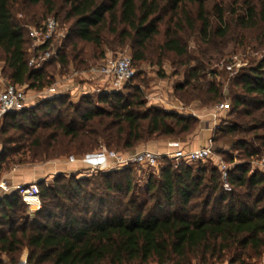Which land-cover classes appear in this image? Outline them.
Here are the masks:
<instances>
[{
  "label": "trees",
  "instance_id": "obj_1",
  "mask_svg": "<svg viewBox=\"0 0 264 264\" xmlns=\"http://www.w3.org/2000/svg\"><path fill=\"white\" fill-rule=\"evenodd\" d=\"M230 1L67 0L64 19L72 23V37L80 42L101 47L109 35L120 47L129 45L134 64H152L151 52L159 54V65L166 54L188 58L180 64L188 68L186 80L176 91L181 100L187 96L192 101L204 87L205 58L220 53L233 31H260L264 46V0ZM38 6L47 8L48 14H60L52 0H0V61L11 84L43 91L52 83L43 68L30 67L27 38H31L16 18L19 13L33 14L32 8ZM196 32L202 45L200 59L190 55L186 37ZM63 51L59 49L52 61L65 67L68 56ZM232 84L241 93L233 95L231 112L245 121L223 124L213 144L229 138L224 144L235 151H220L224 162L232 164L241 156L244 164L228 169L226 181L216 164L185 163L176 168L164 159L159 179L148 182L147 200L139 202L130 166L100 173L96 184L90 178L60 174L51 184H37L42 209L35 214L27 211L16 192L0 199V264H21L25 255L27 264H213L226 257L230 264H253L249 262L262 258L264 171H252L250 165L251 160L264 159V56ZM207 87V94H214L212 101L222 98L217 85ZM94 100L82 96L73 103L68 96H55L44 101L41 118L36 116L39 108L5 116L0 174L11 158L26 153L33 163L73 154L86 157L102 147L128 154L145 143L192 130L186 117L146 109L140 88L131 98L115 92ZM120 174L125 177L115 179ZM120 193L123 197H113ZM177 203L179 210L158 214L163 206L172 209Z\"/></svg>",
  "mask_w": 264,
  "mask_h": 264
},
{
  "label": "rangeland",
  "instance_id": "obj_2",
  "mask_svg": "<svg viewBox=\"0 0 264 264\" xmlns=\"http://www.w3.org/2000/svg\"><path fill=\"white\" fill-rule=\"evenodd\" d=\"M56 6V9L60 13L56 15L54 13L47 12V8L42 6L33 7L31 12L33 14H17V21L23 25L28 33L30 28H33L39 21H48L49 19H55L58 23V29L54 40L52 41V46L55 51L59 49H64V53L68 56V63L65 67L61 63L55 61L47 62L46 65H43V69L48 75V81L52 84L47 86L43 91L29 90L27 86L19 87V90L26 97V109L32 110L39 108L40 110L36 112V116L41 118V116L46 112V108L42 107L44 101L50 100L53 97H49L46 93L51 87L56 86L61 95L68 96L73 103H78L80 101V93L74 94L75 90L79 89L80 91L88 92V95L94 98L97 102V98L100 95L107 93H121L125 97L131 98L136 88H140L144 93V99L147 102L146 109L148 108H160L164 111L174 112L180 115L181 117H186L190 119L192 125V130L183 136H178L171 139H158L152 142L145 143L140 145L133 151H137L140 148H151L153 144L158 142H170L172 141H181L183 148L189 147L193 143L195 144H205V134L207 130H214L213 121L210 117V114L217 111V108L221 104H230L231 110L228 112H219L218 117L220 121L228 124L235 122H243L245 120H238L237 115L233 114L232 104H233V95L235 93H241L239 88L233 86V80L242 72L244 69L248 68L255 61H259L264 56V46L260 44L258 35L260 31H233L232 34L226 40V45L222 48L220 53L209 54L204 61L206 74L204 79L201 80L204 87L201 92L197 94L198 98H195L192 101H189V98L186 96L183 100L180 99L181 94L178 93L177 87L182 85L186 80V73L188 68L182 67L185 62L188 61V58H178L173 54H166L165 58L162 61V64H157L158 53L151 52L149 58L152 59L153 63L149 62H136L134 64V69L136 70V76L134 80L130 83H127L120 89H115L114 82L112 79H104L99 77L97 74H93V69L101 66L107 59H118L123 56H131L134 58V51L129 45L125 47H120L118 41L115 37L106 36L105 42L101 47H96L92 44H86L80 42L76 37H72V32L70 27L72 23L65 22V11L67 0H52ZM232 1V0H231ZM230 1V2H231ZM229 2V3H230ZM63 10V11H62ZM62 13V14H61ZM26 35V34H25ZM27 37V36H26ZM187 41L189 44L190 55L198 59L201 58L199 51L202 50V45L200 43L199 36L196 33L187 34ZM258 39V40H257ZM28 53L30 61L34 59L38 54L33 51V42L31 39H28ZM75 46V47H74ZM79 55L75 58L76 55ZM191 65H195V62H190ZM182 64V66L180 65ZM203 64V63H202ZM214 73L216 75H214ZM9 74L5 71V64L0 61V92L11 82L8 78ZM211 83L217 85L218 89L222 92V98L212 101L214 94H207L206 90L208 85ZM165 93L166 99H160L159 96L156 97L159 93ZM154 100H159L154 102ZM164 100V101H163ZM176 104H179L180 107H176ZM156 105V106H155ZM3 119L0 120V131L2 129ZM216 133L213 131L212 138ZM187 137H190L189 142H184L183 140ZM237 139V138H236ZM229 138L221 139V144H215L216 156L213 160L209 159L202 163L206 167H212L215 164L218 165L220 161L224 162V158L220 155V151H227V153H232L235 149L231 144L228 146L225 145L226 141ZM225 143V144H224ZM1 137H0V149L2 150ZM119 153H123L117 150H113ZM132 151V152H133ZM1 153V152H0ZM77 159L78 155L73 154ZM71 157V156H70ZM64 160H68L69 158ZM31 154L26 153L16 156V158H11V161L3 168L0 174V182L4 175L13 172L16 168L20 167H30L34 165H42L45 163H33ZM53 162V161H50ZM172 162V161H171ZM175 165L174 162H172ZM18 164V165H17ZM228 169H234L236 165L244 164L241 156L237 160L228 164ZM166 165V164H164ZM197 165V164H194ZM133 169V181H134V191L138 193L139 202L147 200L146 193L149 180L153 177L154 179H159L162 168L160 169H150L145 168L139 165H131ZM124 168H119L115 170H110L104 173H113L120 172ZM262 170L264 171V159L263 160H251L250 170ZM102 174V173H101ZM101 174H90L87 170H81L76 174L79 177L90 178L93 181V184L101 181ZM70 176V174H64ZM53 176V175H52ZM58 176V175H56ZM50 178L49 182L44 180L47 184H51L56 177ZM124 174H120L115 177V179H123ZM106 193H104L105 195ZM124 193L114 194L113 197L121 198ZM132 196V193L129 194L126 201H128ZM108 201V197H106ZM117 202V200H116ZM153 206V202L149 205V208ZM180 204L177 203L172 209L167 206H163L161 211L158 212L159 215H165L169 211L179 210ZM110 209V206L107 205L105 208V213ZM28 211V210H27ZM29 212V211H28ZM30 213V212H29ZM264 255L260 259H255L249 263L262 264ZM27 258L21 261L22 262ZM213 264H230L228 257L223 259V261L213 262Z\"/></svg>",
  "mask_w": 264,
  "mask_h": 264
},
{
  "label": "built area",
  "instance_id": "obj_3",
  "mask_svg": "<svg viewBox=\"0 0 264 264\" xmlns=\"http://www.w3.org/2000/svg\"><path fill=\"white\" fill-rule=\"evenodd\" d=\"M57 29L58 23L54 18L49 19L40 27L30 28L29 37L33 42V51L35 52L40 47H49L47 50L38 54L30 61V67L41 69L47 62L57 59L58 51H55L52 46V41L56 36ZM92 71L94 75L97 74L101 78L107 80L112 79L115 89L122 88L124 85L134 80L136 76V70L134 69V62L131 56H123L118 59H107L101 66L94 68ZM46 93H48L49 97L61 96L56 86L51 87ZM83 94L84 96L88 95L87 92H83ZM25 109L26 97L19 90L17 85H7L0 92V120L7 115L20 113ZM230 110V104H221L217 108V111L211 114V120L214 123L213 131L215 133L222 127L223 124H225L218 118L220 117L219 112H228ZM172 147L173 151L164 155L157 154L150 150H143L128 155L102 147L93 154L96 162L89 165L87 172L90 174H100L110 170L126 168L131 165H139L150 169H160L163 168L164 159L174 162V166L178 168L185 163L191 164L204 162L209 159L213 160L216 156L213 138L210 140L208 146L193 151L181 147L178 143L172 144ZM86 157L77 159L75 156H71L69 158V162L76 163L78 161H84ZM218 166L223 173L224 181H226L228 165L225 164V162L220 161ZM0 189L5 193H8L9 190H11L6 183H0ZM14 190L18 193L22 202L31 214H35L42 209L40 191L37 185H19L15 187ZM262 264H264V258Z\"/></svg>",
  "mask_w": 264,
  "mask_h": 264
},
{
  "label": "crops",
  "instance_id": "obj_4",
  "mask_svg": "<svg viewBox=\"0 0 264 264\" xmlns=\"http://www.w3.org/2000/svg\"><path fill=\"white\" fill-rule=\"evenodd\" d=\"M84 91L80 90H75L74 94H70V96L75 95L77 93H80V97L84 96L83 94ZM87 92V91H86ZM88 93V92H87ZM158 95L154 98H157L158 96L160 99H166L165 93L159 92L157 93ZM55 97V96H53ZM159 100H154V102L159 101ZM161 101V100H160ZM164 101V100H163ZM156 106V105H155ZM176 107L178 108H183L182 106L180 107L179 104H176ZM211 117V114H210ZM212 134L213 130H207V133L205 134V144H195L193 143L189 147H186L187 150H197L203 147H206L209 145L210 140L212 139ZM190 137L185 138L183 141L189 142ZM182 141V140H181ZM181 141H170V142H158L157 144L152 145L151 148H140L137 151H133L130 154H134L143 150H150L153 151L157 154H167L173 151L172 144L178 143L181 147L182 142ZM185 148V147H184ZM2 150L0 149V152ZM96 162V159L93 155H89L85 158L84 161H78L76 163H70L68 160H56L53 162H48L42 165H34L30 167H20L16 168L13 172L6 174L3 176L2 181L0 183H6L11 190H9L8 193H5L3 190L0 189V199L3 198L6 195H10L15 192L14 188L19 186V185H32L35 184L37 185L39 182H42L44 180H47L48 177H54L56 175L60 174H76L81 170H88L89 165L93 164ZM53 175V176H52ZM50 178L47 180L49 182ZM27 255L24 256V259H26ZM27 264V261L24 260L22 264Z\"/></svg>",
  "mask_w": 264,
  "mask_h": 264
}]
</instances>
